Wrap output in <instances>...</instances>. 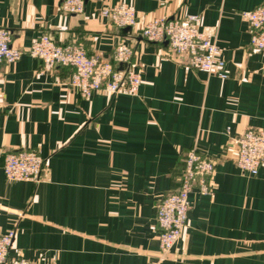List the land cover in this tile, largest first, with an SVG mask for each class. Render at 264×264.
<instances>
[{
  "label": "crops",
  "instance_id": "1",
  "mask_svg": "<svg viewBox=\"0 0 264 264\" xmlns=\"http://www.w3.org/2000/svg\"><path fill=\"white\" fill-rule=\"evenodd\" d=\"M61 0H0V28L20 59L0 64V233L14 230L9 259L34 264H264V165L241 172L231 139L264 129V55L253 50L241 12L264 0H86L81 15ZM127 4L140 22L198 15L216 35L227 77L179 64L166 43L117 29L100 16ZM43 34L110 60L134 50V96L68 86L72 69H42L28 54ZM215 160L212 193L193 191L186 225L159 260L157 206L180 184L189 149ZM35 151L46 163L37 184L6 180L3 158Z\"/></svg>",
  "mask_w": 264,
  "mask_h": 264
},
{
  "label": "built area",
  "instance_id": "2",
  "mask_svg": "<svg viewBox=\"0 0 264 264\" xmlns=\"http://www.w3.org/2000/svg\"><path fill=\"white\" fill-rule=\"evenodd\" d=\"M86 0H61L58 10L63 15H81ZM248 24L250 44L254 51L264 55V3L253 10L241 12ZM100 16L117 29H133L140 25L141 37L151 43H166L167 54L189 69L207 73L220 79L227 77L225 62L220 56L216 35L200 26L198 15L182 19L162 17L140 22L135 9L127 4L104 7ZM28 54L42 62V69L50 71L56 66L72 69L68 86L78 91L84 99L95 91L116 95L134 96L141 84V71L134 64V50L125 43H118L111 59L88 55L76 42L56 44L43 34L28 48ZM22 51L12 45V35L0 28V64H11L20 59ZM236 149L235 163L248 176H256L264 165V129H247L231 139ZM178 189L163 197L157 206L159 260L166 259L174 249L186 225L190 207L189 195H211V179L215 172V160L199 154L191 148L182 159ZM2 172L6 180L40 182L46 170L45 160L35 151H16L3 158ZM15 231L0 233V264H34L24 258L9 259L8 253Z\"/></svg>",
  "mask_w": 264,
  "mask_h": 264
}]
</instances>
